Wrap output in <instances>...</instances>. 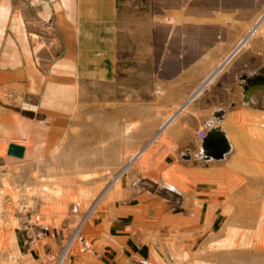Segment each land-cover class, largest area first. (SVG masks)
I'll return each instance as SVG.
<instances>
[{
    "label": "rangeland",
    "instance_id": "obj_1",
    "mask_svg": "<svg viewBox=\"0 0 264 264\" xmlns=\"http://www.w3.org/2000/svg\"><path fill=\"white\" fill-rule=\"evenodd\" d=\"M160 1L164 9L177 0ZM12 2L0 0V264H24V230L32 233V241H25L34 245L29 264H44L40 257L48 247L54 249V260L71 243L67 264L70 255H80L75 251L79 237L89 235V223L96 212L102 214L111 191L139 180L146 181L140 188L156 187L161 195L174 189L188 209L201 210V205L203 212L188 215L187 220L184 212L167 214L154 226L132 223L122 232L127 238L97 243L104 247L99 250L101 263L264 264L263 136L260 139L255 130L240 127L245 124L241 117L231 125L221 122L220 116L204 117L205 124H194L192 116L185 117V103L168 105L170 88L167 82L160 86L153 71L107 82L82 79L81 84L62 90L57 104L42 102L43 86L31 82L34 77L42 78L36 70L33 75L31 68L28 85L11 84L21 76L10 72L21 57H29V42L36 40L26 35L20 13L10 10ZM202 2L206 7L214 4V0ZM223 2L225 9L239 7L240 17L256 10L249 21L220 23L219 28L226 33L238 35L217 64L255 23V34L243 41L245 45L229 59L230 65L250 50L252 42L264 43V0ZM215 29L210 25L203 34L196 27L189 31L199 44L204 42L201 34L209 36L211 42ZM38 45L35 43L34 51ZM19 48L22 54L17 53ZM175 111L178 115L159 132ZM199 126L207 132L224 129L233 150L224 156L226 161L209 159L199 165L203 169L187 172L190 154L184 146ZM12 143L25 147L21 159L6 155ZM202 159L201 155L194 160ZM218 190L225 193L221 214L215 208ZM192 192H202L203 196L190 197ZM46 230H53L54 238L38 240L37 235Z\"/></svg>",
    "mask_w": 264,
    "mask_h": 264
},
{
    "label": "crops",
    "instance_id": "obj_2",
    "mask_svg": "<svg viewBox=\"0 0 264 264\" xmlns=\"http://www.w3.org/2000/svg\"><path fill=\"white\" fill-rule=\"evenodd\" d=\"M197 4L200 7L194 9ZM205 5L202 0H177L162 9L160 0H14L10 3V10L20 13L21 20L26 23V35L34 36L36 40L29 39L30 46L27 42L29 57H21L14 72H10L16 77L21 76L11 84L28 85L32 68L33 75L36 70L42 76L31 81L43 86L40 100L57 104L61 91L81 84L82 79L89 83L107 82L119 77H142L146 75L145 71H153L160 86L167 82L170 88L172 97L168 105L185 103V117L192 116L194 124H205L204 117L220 115L221 122L231 125L241 117L245 124L240 127L255 130L260 139L264 138V85L261 81L255 82L256 78H264V43L260 40L252 42L248 52L227 65L233 53L242 46L241 42L217 64L238 35L237 32L226 33L225 29L219 28L220 23L249 21L256 10L240 17V8L225 9L223 0H214L211 7ZM209 24L216 27L211 42L209 36L202 35ZM193 27L202 33L200 38L204 42L194 43L193 39L197 37L189 31ZM35 43L39 45L34 51ZM22 52V48L17 50V53ZM176 116L169 115L159 132ZM221 132L229 143L226 131L222 129ZM251 142L253 144L256 140ZM184 149L190 154V163L185 167L187 172L193 168L203 169L199 165L210 161L194 160L203 156L202 141L196 138L195 132ZM227 154L228 151L216 161H226L224 156ZM144 183L146 181H133L130 187L124 184L111 191L102 214L96 212L89 223V235L82 233L79 237L75 251L80 255H70L67 264H103L99 250L104 247L97 243L108 238H127L122 232L128 226L131 228L132 223L154 226L167 214L176 216L184 212L187 220L188 215L192 217L194 213L203 212L201 205L198 207L201 210L188 209L180 193L174 189H167L161 195L156 187L140 188L139 185ZM202 196V192H192L190 197ZM224 198L225 193L221 195L218 190L217 214L224 211ZM21 232L25 236L22 240L23 262L29 264L34 245L25 239L31 238L32 233L29 230ZM43 232L37 235L40 236L38 240L54 238L53 230ZM48 249L40 257L44 264L50 263L55 256L54 249ZM133 263L151 264L145 260Z\"/></svg>",
    "mask_w": 264,
    "mask_h": 264
},
{
    "label": "water",
    "instance_id": "obj_3",
    "mask_svg": "<svg viewBox=\"0 0 264 264\" xmlns=\"http://www.w3.org/2000/svg\"><path fill=\"white\" fill-rule=\"evenodd\" d=\"M261 81L264 85V78H256L255 82ZM217 117L220 115H216ZM203 157L206 160H220L228 151L224 136L217 128L211 129L205 139L202 140ZM23 147L16 144H9L7 146L6 155L16 159H21L23 156Z\"/></svg>",
    "mask_w": 264,
    "mask_h": 264
},
{
    "label": "built area",
    "instance_id": "obj_4",
    "mask_svg": "<svg viewBox=\"0 0 264 264\" xmlns=\"http://www.w3.org/2000/svg\"><path fill=\"white\" fill-rule=\"evenodd\" d=\"M254 25H255V23L253 24V25H251L250 26V28L245 32V34L239 39V41L236 43V45L234 46V48L230 51V53L231 52H233L237 47H238V45L241 43V41H245V43L247 42V40L251 37V36H253L254 34H255V28H254ZM244 43V44H245ZM244 44H242V46L244 45ZM239 49V48H238ZM237 49V50H238ZM237 50L233 53V54H235L236 52H237ZM180 111V110H179ZM179 111H175L174 113H173V115L175 114H177ZM174 118V117H173ZM195 135H196V138L199 140V141H202L203 139H205V137H206V135H207V131H206V129L203 127V126H199L197 129H196V132H195ZM35 220H38V217H35L34 218ZM71 244V243H70ZM70 244H68L66 247H64L63 249H62V251L61 252H59V254L57 255V257L50 263V264H65L64 262H65V258H66V256H67V253H68V251H69V246H70Z\"/></svg>",
    "mask_w": 264,
    "mask_h": 264
},
{
    "label": "bare ground",
    "instance_id": "obj_5",
    "mask_svg": "<svg viewBox=\"0 0 264 264\" xmlns=\"http://www.w3.org/2000/svg\"><path fill=\"white\" fill-rule=\"evenodd\" d=\"M255 28V27H254ZM255 32H256V30H255ZM244 41V40H243ZM243 41H241V42H243ZM239 46V45H238ZM177 115H178V113H177ZM220 130V129H219ZM222 133V132H221ZM223 134V133H222ZM223 136H224V134H223ZM224 140H225V142H226V145H227V149H228V152H229V150H230V146H229V144H228V142H227V140H226V138H225V136H224ZM22 147V146H21ZM23 149H24V147H23ZM231 149H232V147H231ZM24 155V154H23ZM23 157V156H22Z\"/></svg>",
    "mask_w": 264,
    "mask_h": 264
}]
</instances>
